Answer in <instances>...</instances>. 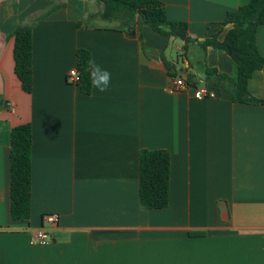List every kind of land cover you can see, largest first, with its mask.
I'll list each match as a JSON object with an SVG mask.
<instances>
[{
    "label": "crops",
    "instance_id": "1",
    "mask_svg": "<svg viewBox=\"0 0 264 264\" xmlns=\"http://www.w3.org/2000/svg\"><path fill=\"white\" fill-rule=\"evenodd\" d=\"M93 1L0 0V264H264V104L234 100L209 74L234 75L233 59L199 44L222 40L228 12L249 0H158L188 23L187 46L146 24L119 27ZM39 18L25 92L11 34ZM257 47L264 56V24ZM79 49L110 71L107 91L68 81ZM178 77L215 96L169 92ZM252 90L264 97V75ZM24 123L33 132L27 221L10 213L11 130ZM143 149L170 153L165 208L140 203ZM46 213L59 223L48 244H32Z\"/></svg>",
    "mask_w": 264,
    "mask_h": 264
},
{
    "label": "trees",
    "instance_id": "2",
    "mask_svg": "<svg viewBox=\"0 0 264 264\" xmlns=\"http://www.w3.org/2000/svg\"><path fill=\"white\" fill-rule=\"evenodd\" d=\"M102 4L100 16L116 21L119 27L146 24L154 31L167 37L185 40V46L193 39L189 36L188 23L172 21L168 18L164 4L158 0H96ZM95 15H91L93 18ZM30 23L18 25L12 32L14 37V70L25 92L33 88V27ZM224 24L232 23L222 40L218 34L199 42L202 47L213 46L225 50L233 59L235 74L220 73L215 69L209 74L223 83L233 99L242 102L262 103L252 90L263 82L264 56L257 47V30L264 24V0H249L233 11H229ZM91 53L78 50L77 68L80 72L81 89L89 93L92 84L86 71ZM32 142L31 123L14 126L11 130L10 154V213L13 220L27 221L31 218L32 203ZM140 203L147 209H161L169 205L171 156L167 150L143 149L140 153Z\"/></svg>",
    "mask_w": 264,
    "mask_h": 264
},
{
    "label": "built area",
    "instance_id": "3",
    "mask_svg": "<svg viewBox=\"0 0 264 264\" xmlns=\"http://www.w3.org/2000/svg\"><path fill=\"white\" fill-rule=\"evenodd\" d=\"M78 75L79 79H75ZM67 79L69 82L77 83L80 81V72L77 67H73L68 71ZM194 89V95L196 98L204 97H214L215 92L209 90L206 87H193L188 83L183 77L176 78L171 86H169L168 91L171 93L177 91H187L189 89ZM60 215L57 213H46L43 216V225L33 234L31 237L32 244L45 245L50 242V232L58 225Z\"/></svg>",
    "mask_w": 264,
    "mask_h": 264
},
{
    "label": "clouds",
    "instance_id": "4",
    "mask_svg": "<svg viewBox=\"0 0 264 264\" xmlns=\"http://www.w3.org/2000/svg\"><path fill=\"white\" fill-rule=\"evenodd\" d=\"M86 71L89 73L91 84L100 92H105L109 89L111 83V73L105 68H102L94 59L87 61ZM75 79H79L78 75Z\"/></svg>",
    "mask_w": 264,
    "mask_h": 264
},
{
    "label": "rangeland",
    "instance_id": "5",
    "mask_svg": "<svg viewBox=\"0 0 264 264\" xmlns=\"http://www.w3.org/2000/svg\"><path fill=\"white\" fill-rule=\"evenodd\" d=\"M93 2H94L93 9L96 11H101L102 10V4L98 3L96 0H94ZM87 21H91V22L93 21V22H98V23H103V24L109 23L108 21H105L104 19L98 18L97 15L93 16V18H91Z\"/></svg>",
    "mask_w": 264,
    "mask_h": 264
},
{
    "label": "water",
    "instance_id": "6",
    "mask_svg": "<svg viewBox=\"0 0 264 264\" xmlns=\"http://www.w3.org/2000/svg\"><path fill=\"white\" fill-rule=\"evenodd\" d=\"M132 34H134V33H132Z\"/></svg>",
    "mask_w": 264,
    "mask_h": 264
}]
</instances>
